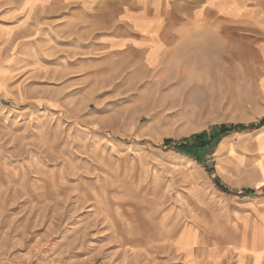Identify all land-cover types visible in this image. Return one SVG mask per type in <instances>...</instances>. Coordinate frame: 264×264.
Returning <instances> with one entry per match:
<instances>
[{
	"label": "rangeland",
	"instance_id": "rangeland-1",
	"mask_svg": "<svg viewBox=\"0 0 264 264\" xmlns=\"http://www.w3.org/2000/svg\"><path fill=\"white\" fill-rule=\"evenodd\" d=\"M86 16L66 0H0V264L264 255L244 130L193 157L165 145L264 124L257 58L239 35L115 49Z\"/></svg>",
	"mask_w": 264,
	"mask_h": 264
},
{
	"label": "crops",
	"instance_id": "crops-1",
	"mask_svg": "<svg viewBox=\"0 0 264 264\" xmlns=\"http://www.w3.org/2000/svg\"><path fill=\"white\" fill-rule=\"evenodd\" d=\"M66 1L84 12L96 25L97 35H107L103 42L115 49L154 51L165 39L185 43L190 36L195 40L196 35H225L224 39L230 41L226 47H232V35H239L241 53L257 58L256 86L264 88V0ZM249 124L244 129V147L256 152L252 170L263 188L264 124L258 128ZM233 264H264V255H246L243 246Z\"/></svg>",
	"mask_w": 264,
	"mask_h": 264
},
{
	"label": "trees",
	"instance_id": "trees-1",
	"mask_svg": "<svg viewBox=\"0 0 264 264\" xmlns=\"http://www.w3.org/2000/svg\"><path fill=\"white\" fill-rule=\"evenodd\" d=\"M261 125H252L250 128H258ZM245 126L242 124L239 125H219L212 127L209 131H203L199 134L191 135L188 138L183 139L180 142H174L171 139L165 140L166 146H174L177 150L184 152L187 155H191L193 157V149H202L207 146H211L212 144H217L220 140L229 135L232 131L244 130ZM218 181V180H217ZM245 194H254L255 190L252 188L244 189Z\"/></svg>",
	"mask_w": 264,
	"mask_h": 264
}]
</instances>
